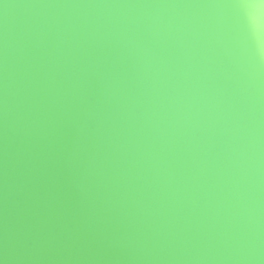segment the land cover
<instances>
[{
    "label": "water",
    "instance_id": "obj_1",
    "mask_svg": "<svg viewBox=\"0 0 264 264\" xmlns=\"http://www.w3.org/2000/svg\"><path fill=\"white\" fill-rule=\"evenodd\" d=\"M0 264H264V2L0 0Z\"/></svg>",
    "mask_w": 264,
    "mask_h": 264
},
{
    "label": "snow or ice",
    "instance_id": "obj_2",
    "mask_svg": "<svg viewBox=\"0 0 264 264\" xmlns=\"http://www.w3.org/2000/svg\"><path fill=\"white\" fill-rule=\"evenodd\" d=\"M261 2H264V0H261Z\"/></svg>",
    "mask_w": 264,
    "mask_h": 264
}]
</instances>
